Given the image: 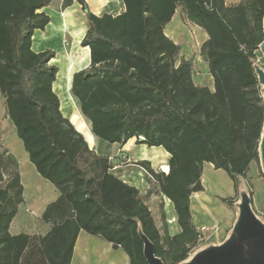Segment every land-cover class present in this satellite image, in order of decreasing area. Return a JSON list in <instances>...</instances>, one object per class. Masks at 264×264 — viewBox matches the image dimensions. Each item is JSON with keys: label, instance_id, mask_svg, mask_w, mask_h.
Wrapping results in <instances>:
<instances>
[{"label": "trees", "instance_id": "16d2710c", "mask_svg": "<svg viewBox=\"0 0 264 264\" xmlns=\"http://www.w3.org/2000/svg\"><path fill=\"white\" fill-rule=\"evenodd\" d=\"M87 11L81 42L90 65L75 72L71 94L96 140L162 148L169 171L149 161L125 160L145 170L160 196L173 203L181 232L171 235L161 206L162 227L138 187L112 173L110 157L92 150L65 117L53 86L59 69L53 50L35 52L36 31L51 22L43 11L53 0H0V94L7 117L39 175L59 191L43 220L45 235H14L10 228L24 203L17 162L0 149V264H71L81 231L121 248L131 264H148L142 232L164 264H181L198 244L190 198L204 191L203 166L212 164L234 182L235 197L253 162L260 165L264 92L256 72L264 40V0H122L120 15H95L87 0H61ZM177 10L185 25L208 36L199 56L212 87L195 81V57L181 55L166 34ZM99 140V141H100ZM261 177L264 178L260 165ZM252 202V201H251Z\"/></svg>", "mask_w": 264, "mask_h": 264}, {"label": "crops", "instance_id": "0c3cea01", "mask_svg": "<svg viewBox=\"0 0 264 264\" xmlns=\"http://www.w3.org/2000/svg\"><path fill=\"white\" fill-rule=\"evenodd\" d=\"M87 4L90 10L97 16H101V14H111L113 16H117L125 11V5L122 0H87ZM43 11H45L50 16L51 22L44 31L38 30L35 32L33 36L32 47L37 53L46 50H53L56 53L52 63L58 67L59 72L57 74V79L54 83L53 89L60 99L61 110L64 116L69 118L78 131L84 135L83 132H86V129L83 127L82 121L78 118V113L80 112L79 104L71 94V87L75 72L87 68L91 61L89 56L90 48L81 46V42L88 30L86 11H84L81 5L78 3H74L71 7L63 10L61 0H58L57 5L53 6L51 4L49 7L44 8ZM176 18H178V20H176ZM55 22H58V27L60 28L57 31L58 39L56 43H48L45 41L48 39V30ZM71 23L77 25L78 28L83 30L79 36L74 34L75 29H73V26H70ZM190 27L192 29L198 30L200 34L202 32V43L208 38L207 34L199 27H194L191 25ZM187 28V25H185L181 19V12H178L177 10L172 21L166 26V34L170 38H173L177 44H179L178 42L182 38L181 31L187 30ZM65 36H68L71 41L69 42V52L65 51ZM192 56L193 54L185 55L187 59L191 58ZM198 58L202 63L203 61L201 60L199 54ZM203 64L205 63L203 62ZM204 66L207 68L206 64ZM61 76H63L65 79V81L62 82V86L58 85L59 78H61ZM195 81L200 85H205L203 82L201 83V81L197 79H195ZM67 97L76 107L77 113H75L73 109H71V111L63 110V103ZM0 104H2L0 107V120L2 123V125H0V141L1 144L5 146L8 141L11 139L14 140L16 138L17 133L10 120H8V123H6L7 121L5 119L2 120V117L4 118L2 115H4L3 112L4 110L6 111V107L1 94ZM3 124H7V126L10 127L9 133L7 135H5L3 132V130H5V125ZM93 139L94 143L91 142V145H89L90 148L98 154L110 157L111 160L113 159V156L117 155L119 152H131V160H136L135 162L146 160L152 162L154 166L161 165V168L165 173H168L169 171L168 158H170V155L164 149L162 150V148L148 149V147L145 145L135 144L136 139H131L124 146L113 144L119 145L120 147H118V149L113 151L108 150L107 152L105 150L102 152L101 148L104 149V146L101 145V141L97 142L94 136ZM26 156H28V154H26ZM134 166L136 165L126 163L124 161L122 164H118L117 166L113 167L114 169L112 170V173L128 184L138 187V184L141 183L140 180L143 179L144 181L145 177L143 176L142 171L138 169H132ZM19 171L22 178V184L24 185V203L20 206L19 213H17V217L12 222L10 231L14 235H18L20 233H26L29 235H45L50 231L53 223L51 221L43 220V212H45L48 205L54 203L59 198L60 193L53 184L43 179L39 175L35 166L30 162L28 163L25 171H27V177L33 180L36 191L35 195H28L24 174H22L21 169ZM202 183L205 190L202 192L193 193L190 198L192 221L198 230L208 228L213 231L214 229L218 228L219 236L222 238L227 237L231 234L233 227L238 220L239 213H234V210L230 209L224 202L221 201V199L236 196L234 182L225 171L216 170L212 164L206 163L203 166ZM39 194H41V197H39ZM160 198L161 204H163L164 210H166V222H168V226L172 231L171 235L179 234L181 229L177 223V214L175 212L173 203L163 196H160ZM22 206L28 210H35V213H33L35 214L34 217L36 218L37 227L45 230L43 234L36 232V228L31 231L25 230L28 229L27 225L25 226V224L31 220L27 214L22 212ZM22 220L24 222H22L21 225L20 222ZM72 254L73 257L71 264H131L129 256L126 252H124L123 249L115 248L111 243L103 240L100 237L92 236L85 231H81L79 233L74 252Z\"/></svg>", "mask_w": 264, "mask_h": 264}, {"label": "rangeland", "instance_id": "374dc122", "mask_svg": "<svg viewBox=\"0 0 264 264\" xmlns=\"http://www.w3.org/2000/svg\"><path fill=\"white\" fill-rule=\"evenodd\" d=\"M240 2V0H227V4H238ZM58 0H54L52 5L55 6L57 5ZM178 12H180V10H178ZM176 20H178V18H176ZM175 24V23H173ZM59 24L58 22L54 23L53 29L55 32L54 36H51L49 41L48 39L46 40L48 43H56L57 39H58V33L57 31L59 30ZM71 27L73 26V29H75L74 34L75 35H80L81 32H83L82 29L78 28L77 25L71 23L70 25ZM187 30H180L181 31V39L179 40V45L181 48V55H191L193 54V56L195 57V61H196V67H197V72L195 75V78L199 81H201V83L203 82L205 85L212 87V77L208 72V69L206 68V66H204L205 64H203V62H200V59L198 58V54H199V48L200 45L202 44L203 38L201 37V34L198 30L196 29H192L190 27V25H187ZM179 31V32H180ZM52 40V41H50ZM70 38L68 36H65V51L69 52V47H70ZM256 67L258 69H261L264 71V56L263 54L260 52H258V58H257V62H256ZM2 106V104H0V107ZM4 118L2 117V120H6L8 123V117H7V112L4 110ZM0 125H2L1 120H0ZM5 125V130H3L4 134L7 135L9 133V126H7V124H3ZM77 125V124H76ZM79 126V125H78ZM77 126V127H78ZM79 128V127H78ZM80 129V128H79ZM1 136V134H0ZM84 136L87 139L89 145H91V141L89 139V135L87 133L84 132ZM2 139V138H1ZM100 140V139H99ZM97 139V142L99 141ZM101 141V145L104 146V149L101 148L102 152L106 150V152L109 151H113L115 149H118V147H120L119 145H113L110 144L108 142L105 141ZM135 144H137V141H135ZM7 147V148H5ZM0 149L3 150H7L9 155L12 156V158H14V160L17 162L18 164V168L19 170L21 169L22 174H24V178H25V185H26V190H27V194L30 196L35 195V186H34V182L32 179H29L27 177V165L28 163H30L29 158H27L26 156V151L24 150V147L21 143V141L19 140V138L16 136V138L14 140H10L8 141V143H6L5 146H3L1 144L0 141ZM138 154V153H137ZM26 158H25V157ZM131 152H119L117 155L113 156V159L111 161L113 167L117 166L118 164H122L125 160H131ZM133 160V159H132ZM136 161V160H135ZM169 161V158H168ZM153 169H155L157 172H164V170L161 168V165H153L152 162H150ZM261 165V164H260ZM260 165H258L257 163L253 162L250 166L249 172L247 174V178L244 179L243 183H244V187L242 188L240 195L236 198L235 200V206L233 208L234 213H239V203L242 202V197L241 195H245L247 194L250 198H251V206L253 209V212L256 216V218L262 223L264 224V178L261 177V172H260ZM112 167V168H113ZM114 169V168H113ZM112 169V170H113ZM132 169H138L140 171H142L144 178L140 180L141 183L138 184V188L141 191V196L144 198V200L146 201V203L150 206L151 210L153 211L158 227H162L163 222L161 221V198L160 196H158L157 194V190H156V186L154 184V182L149 179V177L145 174V172H143V170L139 167L134 166V168ZM136 176V175H135ZM138 176V175H137ZM140 178V177H139ZM138 182V181H137ZM41 197V194H39ZM22 212H24L25 214H27L30 218V222H27L25 224V226L27 225L28 229L25 230H34L35 228L37 229L36 232L38 233H44L45 230L44 229H40L37 227V222H36V218L35 216V210H28L25 209L22 206ZM166 211V210H165ZM34 212V213H33ZM166 218H167V214H166ZM22 222H24L23 220L20 222L22 225ZM168 224V222H167ZM169 232L170 234L172 233V231L170 230L169 226H168ZM230 235H228L227 237L222 238L221 236H219L218 234V228L214 229L213 231L209 232L208 236L206 237V239L202 242V243H198L196 248L193 250V252L191 253L190 258L194 257L197 253L209 249L211 247L214 246H219L221 244H223ZM187 259V260H188Z\"/></svg>", "mask_w": 264, "mask_h": 264}, {"label": "water", "instance_id": "95a60500", "mask_svg": "<svg viewBox=\"0 0 264 264\" xmlns=\"http://www.w3.org/2000/svg\"><path fill=\"white\" fill-rule=\"evenodd\" d=\"M260 51L264 56V40L260 45ZM256 72L264 92V71L256 67ZM259 151L264 173V132ZM241 197L242 202L238 205V220L229 238L223 244L203 250L181 264H264V224L256 218L251 206V198L247 194ZM139 237L144 243L147 263L164 264L162 259L156 256L154 244L142 232Z\"/></svg>", "mask_w": 264, "mask_h": 264}, {"label": "bare ground", "instance_id": "6f19581e", "mask_svg": "<svg viewBox=\"0 0 264 264\" xmlns=\"http://www.w3.org/2000/svg\"><path fill=\"white\" fill-rule=\"evenodd\" d=\"M53 26H54V24L49 28V30H48V41H49V39H50V37L51 36H54L55 35V32H54V29H53ZM60 29V28H59ZM82 33V32H81ZM47 40V39H46ZM45 40V41H46ZM50 41H52V40H50ZM64 74V73H63ZM63 81H65V79H64V77L63 76H61V78H59V83H58V85H61L62 86V82ZM56 87H58V86H56ZM62 88V87H61ZM63 93V92H62ZM71 109H73L74 110V112L75 113H77L76 112V107L73 105V103H72V101L67 97V98H65V100H64V103H63V110L64 111H71ZM78 118L82 121V124H83V127L86 129V132H87V134L89 135V139H90V141L92 142V143H94V139H93V135L91 134V132H90V130H89V128H88V125L86 124V122L83 120V118L81 117V115L78 113ZM80 127V126H79ZM85 132V133H86ZM84 133V132H83Z\"/></svg>", "mask_w": 264, "mask_h": 264}, {"label": "built area", "instance_id": "2783aa9c", "mask_svg": "<svg viewBox=\"0 0 264 264\" xmlns=\"http://www.w3.org/2000/svg\"><path fill=\"white\" fill-rule=\"evenodd\" d=\"M128 162H130V160H128ZM143 170V169H142ZM143 172H145V170H143ZM145 174L147 175V173L145 172ZM148 176V175H147ZM149 177V176H148ZM164 197V196H163ZM166 198V197H165ZM211 230L210 229H208V228H203V229H201V234H200V237H199V240H198V243L200 244V243H202L205 239H206V237L208 236V234H209V232H210Z\"/></svg>", "mask_w": 264, "mask_h": 264}]
</instances>
